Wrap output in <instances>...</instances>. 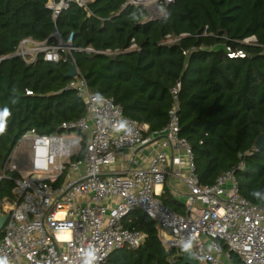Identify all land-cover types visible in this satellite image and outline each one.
<instances>
[{
  "label": "trees",
  "instance_id": "obj_1",
  "mask_svg": "<svg viewBox=\"0 0 264 264\" xmlns=\"http://www.w3.org/2000/svg\"><path fill=\"white\" fill-rule=\"evenodd\" d=\"M48 1L0 0V111L10 113L0 135V173L28 130L59 133L63 122L86 115L83 100L66 88L67 61L39 55L26 62L11 54L23 38L42 42L57 30L64 40L72 34L77 50L71 56L89 90L146 125L145 136L166 126L171 90L179 83V136L191 146L199 183L212 184L243 164L235 170L239 192L264 207V144L256 149L264 133V0H158L156 17L129 0H91L87 10L70 3L55 20ZM228 51L244 56L230 57ZM13 185L12 179L0 180V208ZM159 199L184 213L166 186ZM122 226L144 233V240L136 249L114 250L104 264H182L140 209L126 215ZM230 262L245 264L233 252Z\"/></svg>",
  "mask_w": 264,
  "mask_h": 264
},
{
  "label": "built area",
  "instance_id": "obj_2",
  "mask_svg": "<svg viewBox=\"0 0 264 264\" xmlns=\"http://www.w3.org/2000/svg\"><path fill=\"white\" fill-rule=\"evenodd\" d=\"M89 1L49 0L46 6L55 20L70 3L87 10ZM75 50L72 34L64 40L55 30L50 40L23 38L11 54L26 62L41 55L47 61L70 60L75 65L71 56ZM75 69L66 88L83 100L86 115L63 122L59 133L28 130L19 139L25 143L26 156L18 161L11 153L0 173V180L14 182L0 208L6 217L0 257L9 264H83L86 251L94 248L98 257L94 264H104L114 250L136 249L143 242L144 233L122 226V219L138 208L157 224L162 243L181 257L189 248L200 264H226L231 252L245 264H264V207L239 192L235 170L243 164L220 173L212 184L198 181L191 146L179 136L180 84L171 90L174 102L166 126L145 136L146 125L124 116L111 98L91 92L76 65ZM147 144L156 151L146 166L107 169L118 151ZM9 171L19 176L11 177ZM171 175L187 187L182 214L159 199L160 186Z\"/></svg>",
  "mask_w": 264,
  "mask_h": 264
},
{
  "label": "crops",
  "instance_id": "obj_3",
  "mask_svg": "<svg viewBox=\"0 0 264 264\" xmlns=\"http://www.w3.org/2000/svg\"><path fill=\"white\" fill-rule=\"evenodd\" d=\"M158 137L159 136H155V138ZM155 151L156 147L153 144H147L137 148L122 149L117 152L115 161L108 165L107 169L125 170L135 166H146L151 157L154 155ZM180 169L183 173H185L184 167H180ZM164 186L167 187L170 195L174 199L178 200L185 206V201L182 202V198L184 197L186 200L187 187L181 179L176 178L173 175L169 176L168 180L165 181L162 186H160V190L162 191L160 195H162L164 192ZM226 264H231L230 259L226 260Z\"/></svg>",
  "mask_w": 264,
  "mask_h": 264
},
{
  "label": "rangeland",
  "instance_id": "obj_4",
  "mask_svg": "<svg viewBox=\"0 0 264 264\" xmlns=\"http://www.w3.org/2000/svg\"><path fill=\"white\" fill-rule=\"evenodd\" d=\"M137 3L142 4L148 11L150 17H156L160 14L159 8H158V1L157 0H136ZM248 41H253V38L247 39ZM64 133H67V130L63 131ZM74 133V132H72ZM73 135V134H72ZM25 143L20 142V140L17 142L15 145L12 154L14 159L20 160V158H24L26 156V151H25ZM18 163V162H17ZM24 174V173H22ZM185 201V198H182V202Z\"/></svg>",
  "mask_w": 264,
  "mask_h": 264
},
{
  "label": "water",
  "instance_id": "obj_5",
  "mask_svg": "<svg viewBox=\"0 0 264 264\" xmlns=\"http://www.w3.org/2000/svg\"><path fill=\"white\" fill-rule=\"evenodd\" d=\"M68 65H69V71L67 73L68 77H73L76 75V69H75V65L68 60ZM264 144V133L261 134L257 140H256V149H261L263 147ZM6 220V217L4 215H1L0 213V229L3 226L4 222ZM182 264H200L196 258L194 257L192 251L189 248H185L183 250V256H182Z\"/></svg>",
  "mask_w": 264,
  "mask_h": 264
},
{
  "label": "clouds",
  "instance_id": "obj_6",
  "mask_svg": "<svg viewBox=\"0 0 264 264\" xmlns=\"http://www.w3.org/2000/svg\"><path fill=\"white\" fill-rule=\"evenodd\" d=\"M10 115L7 108L0 111V135L4 134L6 131V118ZM124 127V125H122ZM98 259L96 255V250L94 248H89L84 256L83 264H94ZM0 264H9L6 257H0Z\"/></svg>",
  "mask_w": 264,
  "mask_h": 264
}]
</instances>
